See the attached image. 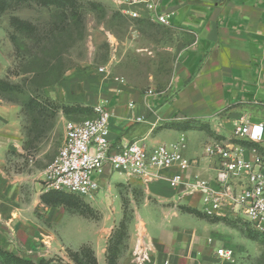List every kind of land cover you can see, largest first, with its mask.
Segmentation results:
<instances>
[{"label": "crops", "instance_id": "1", "mask_svg": "<svg viewBox=\"0 0 264 264\" xmlns=\"http://www.w3.org/2000/svg\"><path fill=\"white\" fill-rule=\"evenodd\" d=\"M159 12L167 27L189 39L167 87L154 93L103 84L94 103L105 102L113 145L141 140L155 147L184 137L187 170L175 165L147 181L107 168L97 178L99 192L86 199L100 219L72 214L43 191L24 193L8 176L7 155L21 143L22 131L18 107L0 101V248L39 261L87 245L98 264H106L107 242L125 201L130 220L117 264H226L217 251H234L239 233L183 209L205 214L201 194L192 192L197 181L214 187L205 146L230 141L239 121L264 127V0H163ZM258 149L264 154V142ZM174 174L182 178L177 187L168 182Z\"/></svg>", "mask_w": 264, "mask_h": 264}, {"label": "rangeland", "instance_id": "2", "mask_svg": "<svg viewBox=\"0 0 264 264\" xmlns=\"http://www.w3.org/2000/svg\"><path fill=\"white\" fill-rule=\"evenodd\" d=\"M82 1L94 5L85 4L78 19L55 13L49 18L45 10L37 9L15 12L21 19L31 21L38 35L48 23L49 40L30 50L29 42L23 38L19 41L27 48L14 50L8 38L9 15L0 17V79L18 85L12 94L16 102L0 101L18 107L22 131L21 143L8 152L6 171L10 178L18 180L24 193H49L44 190L46 169L62 145L65 124L91 119L88 108L92 109L101 85H131L143 92H160L167 87L177 56L189 40L164 25L128 20L119 12L115 0ZM54 80L57 81L53 83ZM29 99L37 101L46 112L40 116L36 110L21 106L28 105ZM101 103L105 105L104 101L94 104ZM50 193L74 197L84 210L71 208L72 214L80 212L92 221L100 219L99 211L89 208L87 198ZM227 222L241 238L233 239L234 251L229 260L224 259L225 263L264 264V235L241 219ZM242 241L245 246L239 245ZM47 259L72 264L67 252Z\"/></svg>", "mask_w": 264, "mask_h": 264}, {"label": "built area", "instance_id": "3", "mask_svg": "<svg viewBox=\"0 0 264 264\" xmlns=\"http://www.w3.org/2000/svg\"><path fill=\"white\" fill-rule=\"evenodd\" d=\"M163 0H115L119 12L130 21L168 25L159 12ZM103 71V69H100ZM94 117L80 122L68 121L62 145L47 167L46 192L75 195L87 199L99 192L97 178L108 168L127 177L147 181L173 166L181 172L188 168L183 157L185 138L171 145L147 147L141 140L113 145L108 138L109 112L103 103L93 107ZM264 142V127L244 121L236 123L230 141L212 140L204 148L213 164L214 187L197 181L192 192L200 193L204 213L227 219H241L255 232L264 235V154L258 145ZM171 187L182 183L180 174L168 178ZM217 255L229 260L231 251L220 249Z\"/></svg>", "mask_w": 264, "mask_h": 264}, {"label": "trees", "instance_id": "4", "mask_svg": "<svg viewBox=\"0 0 264 264\" xmlns=\"http://www.w3.org/2000/svg\"><path fill=\"white\" fill-rule=\"evenodd\" d=\"M93 6V3H85L82 0H0V17L2 15H9V27L10 32L8 38L12 44L14 50L19 52L21 46L26 45L21 43L19 40L23 38L29 42V50L31 48H39L42 43L48 41V37L51 34L49 29L46 30L48 23H44L42 28V34L38 35V28L29 20L21 19L20 17L14 15L15 12L22 9L28 10H45L49 14V18L53 17L54 13L61 15L63 18H66L68 15L72 17H81V9L84 5ZM27 51L28 54H31L30 51ZM31 56V55H30ZM57 80H54L55 83ZM18 90V85L7 83L6 81L0 79V99L7 100L8 102H16V99L12 97V94ZM30 100V99H29ZM24 108H28L43 115L46 110L40 107L37 104V101L30 100L28 105L24 103L21 104ZM91 118L94 117L93 110L88 108ZM50 195L51 200L56 204H63L69 208H79L83 209L77 204L75 198L68 195H53V193H45ZM85 207V206H84ZM87 209V207H85ZM186 213L192 214L197 218L204 219L208 222H223L228 224L226 218H218L213 216H208L206 214H201L192 209H183ZM123 217L118 223L117 227L111 233L106 249V264H117L118 257L124 246V242L127 238V225L130 220V216L127 214V205L123 201ZM229 225V224H228ZM66 252L70 257L72 264H98L93 251L87 245L81 246L78 250L72 251L67 249ZM0 264H70L64 262L63 260H54V259H41L37 262L29 259H24L14 255L11 252H8L0 248Z\"/></svg>", "mask_w": 264, "mask_h": 264}]
</instances>
